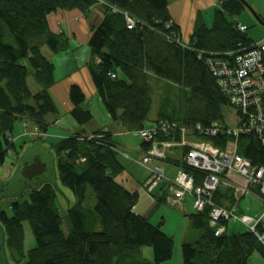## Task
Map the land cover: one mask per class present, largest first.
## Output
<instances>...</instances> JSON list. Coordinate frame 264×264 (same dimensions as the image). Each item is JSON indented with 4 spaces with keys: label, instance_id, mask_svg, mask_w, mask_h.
<instances>
[{
    "label": "trees",
    "instance_id": "trees-1",
    "mask_svg": "<svg viewBox=\"0 0 264 264\" xmlns=\"http://www.w3.org/2000/svg\"><path fill=\"white\" fill-rule=\"evenodd\" d=\"M94 6L103 17L91 30L88 68L114 123L130 132L175 123L189 129L190 139L211 142L223 150L237 141L223 131L201 134L198 126L212 129L219 124L225 129L230 118L240 114L220 87L210 62L214 58L232 61L252 49L249 26L237 19L247 9L241 0H221L211 26L199 13L188 43L172 20L168 0H0V166L9 154L20 153L18 142L23 148L22 139H34H19L15 134L18 123L30 122L39 134L33 141L42 142L39 144L57 158L59 188H67L75 198L72 204L67 196H61L67 202V231L58 203L60 191L53 184L27 190L24 195L27 193L29 199L12 201L11 214L0 212L5 248L10 252L6 251L0 264H163L173 257L174 237L137 209L141 192L129 191L118 181L126 167L119 160L112 131L101 129L90 135L70 132L51 141L43 138L60 118L51 94L55 66L43 48L58 54L70 47L65 33L52 29L49 16L72 10L87 14ZM239 25L247 30L241 31ZM158 78L171 82L172 90L182 88L175 91L188 96V107L184 108L183 102L174 106L164 101L151 119L150 81ZM70 98L71 115L78 124L92 122L94 115L85 105L80 87L71 88ZM180 128L169 135L158 133L157 138L179 139ZM142 143L148 152L151 144ZM237 144L240 155L255 165H264V144L255 135H243ZM178 149L182 157L177 156ZM174 153L175 157L168 154L163 161L183 168L201 185L206 172L184 162L187 148L179 147ZM89 187L96 198L92 207L86 204ZM167 193L165 182L150 192L154 208L166 203ZM235 201L234 191L223 185L213 195V202L228 208ZM242 201L239 211L246 213L240 207ZM186 216L199 236L182 244L184 264H248L254 252L264 258V245L249 230L230 234L227 222L225 232L216 235L207 208ZM25 222L36 241L28 252ZM144 247H152L153 259L144 256Z\"/></svg>",
    "mask_w": 264,
    "mask_h": 264
},
{
    "label": "built area",
    "instance_id": "built-area-1",
    "mask_svg": "<svg viewBox=\"0 0 264 264\" xmlns=\"http://www.w3.org/2000/svg\"><path fill=\"white\" fill-rule=\"evenodd\" d=\"M128 25L134 26L128 18ZM241 31L247 26L239 25ZM252 49L238 54L232 61L214 58L210 65L219 78L218 83L229 97V101L240 114L232 116L228 127L219 124L213 128L198 126L201 134L216 135L219 131L240 138L243 135H255L264 144V39L251 43ZM115 77V75H113ZM236 112V113H238ZM175 123L163 122L153 129L140 130V138L151 144V148L139 161L144 166H151L161 161L179 147H186L184 162L191 168L206 172L201 185L183 168H179L174 180L166 177L165 169L157 164L150 168L149 178L144 187L150 193L162 182L166 183V201L176 208L183 209L185 198L191 195L196 211L209 209V223L215 228V234L225 232L227 222L239 221L247 226L264 245V165H255L251 160L239 154L237 141L227 149L216 147L211 142L190 139L189 129L180 128L181 137L158 140V133L169 135L177 130ZM154 166V165H153ZM231 188L235 193V203L230 208L213 202V195L218 188ZM251 194L262 203L260 214L252 215L239 211L240 201Z\"/></svg>",
    "mask_w": 264,
    "mask_h": 264
},
{
    "label": "crops",
    "instance_id": "crops-1",
    "mask_svg": "<svg viewBox=\"0 0 264 264\" xmlns=\"http://www.w3.org/2000/svg\"><path fill=\"white\" fill-rule=\"evenodd\" d=\"M221 0H168L169 2V10L172 16V20L180 27L181 37L185 43L190 41V38L193 34L194 27L196 24V19L199 13H202L204 16V20L207 25L211 26L213 23L214 12L216 8L219 7V3ZM262 16L264 17V0H245ZM102 14L98 7H93L92 10L84 14L79 10L72 11H58L55 14H52L50 17V24L52 29L55 31H62L70 40V47L65 52H61L58 54L52 53L49 49L45 54L54 64L55 66V84L51 88V94L59 108L60 118L52 125L49 131L46 134H43L44 139L56 140L66 137L70 132L77 133L79 131H84L85 134H93L94 132L106 129L112 131L113 142L116 144L119 151V160L126 167L122 158L124 160H130L132 162H136L139 164V161L143 156L146 155L147 150L143 147V143H141L140 149H129L127 146L121 144L122 141H119L117 138H121L126 136V134L130 133L126 128L118 123H114L111 119L107 110H105V106L102 102V99L98 93V90L92 80L89 68L88 61L91 57V50L89 47V41L92 34L93 25L99 23L102 19ZM73 86H78L83 91L85 95V105L92 111L94 115V119L92 122L80 125L78 122L72 117L71 111L73 109V103L70 98V90ZM102 102V103H101ZM94 104L97 105L98 109L101 112L102 118H97L96 110L94 108ZM103 104V105H102ZM25 129L33 132L36 131L37 128L32 125L30 122L22 123L19 131H16V136L19 139L23 138V134ZM139 136V133L136 132ZM140 137V136H139ZM117 139V140H116ZM25 147L29 139H22ZM143 142V141H142ZM43 144L42 142H35L34 145ZM123 150V151H121ZM135 153V157H131V153ZM176 153V152H175ZM173 152L169 153L172 156L175 155ZM20 155V154H18ZM175 157V156H174ZM157 162V161H156ZM165 161H158L164 168L167 174L169 175L170 171L168 168L163 165ZM168 164V162H165ZM172 164V163H169ZM174 165V164H172ZM177 169L178 166L174 165ZM176 169V170H177ZM149 171V170H148ZM150 175V172H149ZM145 178L142 182L137 181L133 175L128 172V168L126 167V171L118 177V181L129 191H140L141 192V201L140 205L147 202V210L146 212H142L144 215L147 213L148 209L153 206V199L144 189V184L146 180ZM143 188V189H142ZM143 191V192H142ZM191 198L193 202V198L191 195H188L185 198L183 209H179L184 212L185 215L191 212H194L195 209L193 207V211L187 210L186 204L188 198ZM137 206L138 207L140 206ZM241 209L244 212L250 213L251 210L246 211L240 205ZM178 209V208H176ZM141 211V210H139ZM256 215V214H252ZM166 221L162 223V229L166 232L164 227L166 226ZM165 225V226H164ZM229 228V227H228ZM181 227L178 228L177 233L181 232ZM170 235L168 232H166ZM174 237L173 235H170ZM185 236L184 241L193 242L195 241L199 233H191L188 232V235ZM189 236V237H188ZM192 236V237H191ZM189 238V240H187Z\"/></svg>",
    "mask_w": 264,
    "mask_h": 264
},
{
    "label": "rangeland",
    "instance_id": "rangeland-1",
    "mask_svg": "<svg viewBox=\"0 0 264 264\" xmlns=\"http://www.w3.org/2000/svg\"><path fill=\"white\" fill-rule=\"evenodd\" d=\"M51 16H52V14L49 16V21H50ZM237 19L241 23H246L249 26L248 34H249V37L252 39V41L259 42L260 40L264 39V26L261 25L256 20V18L254 17V15L251 13L250 10L246 9V11L243 12L240 16H238ZM47 51H48V48L44 47L43 52L46 54ZM30 83L32 84V78H30ZM150 85L152 88V97H153V109H152V112L150 115L151 119H154L156 117V111H157L158 107L164 101H169V103H171V105L174 104V106L175 105L180 106V103L183 102L185 104L183 107L184 108L188 107L187 101H186L188 96L185 93L184 94L178 93V91H180L182 89L179 86H176L175 89L172 90L171 88L174 85L171 82L164 80V79H159V78L151 80ZM177 89H178V91H175ZM94 108L96 110L97 118H102L101 112L98 109L96 104H94ZM104 109L106 110V108H104ZM228 113H229V111L227 112V114ZM230 115H231V113H230ZM230 115H229V117H230ZM150 124L148 123V126ZM21 125H22L21 123L17 124V127H16L17 131H19ZM38 135L39 134H38L37 130L31 132L27 129H25V132L23 134V136L26 138H27V136L30 138H34L33 140H36V139L38 140L39 139ZM117 139L119 141H122L121 144L127 146L129 149H135V148L140 149L141 148L142 139L136 134V132H130V133L126 134V136L121 137V138H117ZM29 140H30V142L26 143V146L23 148H21V145H19L22 142H18L17 144H18V148L20 151V153H19L20 155H17L15 152L9 154L7 159H6V163L4 165L0 166V181H4V182L10 181V183L7 185V187L5 189H3L2 192L0 193V198H2L0 201V212L5 211L8 214H11L12 201H14L15 199H20V200L29 199V196L27 193L25 195L23 194L22 196L20 195V192H22V189L24 187L29 186V184L27 182H25L23 179L20 182V176L19 175H17L15 177L16 172H17V168L19 166V162H20L23 154L27 151V149L29 147H33L35 144V141H33L31 139H29ZM22 145L24 146V144H22ZM46 148L49 151H51L48 147H46ZM121 151H123V150H121ZM130 153H131V155H130L131 157H135V153H132V152H130ZM182 154H183L182 150L178 149L177 150V156L182 157ZM54 157H55V155H54ZM122 160H123L124 164L126 165V167L128 168V172L131 175H133L134 178L139 182H142L145 178H147V176H149L148 170L150 168H152V167L154 168L157 164L161 165L160 163H158V161L157 162L155 161L151 166H144L140 163L138 164L135 161L132 162L128 159L124 160L122 158ZM55 161H56V165H57V158L56 157H55ZM163 165H165L168 168V170L170 171L169 175L167 174V172H165L167 179L174 180L179 168L177 169L174 165L169 164V163L167 164L165 162L163 163ZM45 176L49 177L50 179L52 178L50 171ZM60 188L62 189L63 192H60V194H59L60 196L58 198V203L61 207V215L63 217L64 229L67 231V229H68L67 217H66L67 202L61 200V196H63V197L67 196V198L70 199L72 204L75 202V198L67 188H65L63 186H61ZM87 196H88V198H87L86 204H89L91 207L94 206L95 202H96V198H95V195H94L92 188H90V187L88 188ZM65 199H66V197H65ZM165 202L166 203L164 205H162L158 208H154L156 205V203L154 202L153 206L148 209L147 213H145V216H149L151 222L155 225H159L160 223L162 224L163 221H166L167 224H166V226L164 225L165 226L164 229L170 235L174 236L175 246H174L173 257L171 260H169L168 262H165L163 264H184L183 253H182V244L186 241H184L185 236H183V235L187 236L188 232H191L193 234L198 233V232H197V230H195L192 227L190 220L187 218L185 213L179 210L180 208L176 209V207H174L173 205H170L167 201H165ZM191 203L193 205V202H192L191 198L189 197L187 204H186L187 210H189V211L194 210ZM146 205H147V202L145 201L144 204H141L138 207V210H141V212H143V213L146 212V210H147ZM242 206L244 207V209L246 211L251 210L250 213L256 214V215L260 214V212H261L260 209H262V203L257 198L253 197L251 194L247 195V197L243 199ZM179 227H181L182 229H181V232L178 234L177 230ZM24 228H25V251L28 252L31 248L36 246V241H35V237L33 235V232L31 230V227H30L28 222L24 223ZM228 229H229L228 232L230 234L243 233V232L248 230L246 225H244L243 223H241L239 221H233V220H231L229 222V228ZM187 240H189V238H187ZM6 251H7V254L10 255L9 250L6 249ZM143 254L148 259H153V257H154L152 247H144L143 248ZM248 264H264V258L258 252H254L250 256V258L248 260Z\"/></svg>",
    "mask_w": 264,
    "mask_h": 264
},
{
    "label": "water",
    "instance_id": "water-1",
    "mask_svg": "<svg viewBox=\"0 0 264 264\" xmlns=\"http://www.w3.org/2000/svg\"><path fill=\"white\" fill-rule=\"evenodd\" d=\"M246 8L251 11L256 20L264 26V19L260 14L250 5L247 1L241 0ZM50 157V158H49ZM51 172L52 178L46 177L48 172ZM20 176V182L23 179L29 184V186L24 187L20 195L22 196L27 190L37 189L43 184L51 183L58 191L62 192L59 188L58 174L56 168V161L54 154L49 151L46 147L42 145H34L29 147L27 151L23 154L15 177ZM9 182L0 181V193L3 189L7 187ZM16 197V196H15ZM19 197V196H18ZM2 198H0L1 201ZM6 256L5 248V233L2 225L0 224V260H4Z\"/></svg>",
    "mask_w": 264,
    "mask_h": 264
}]
</instances>
